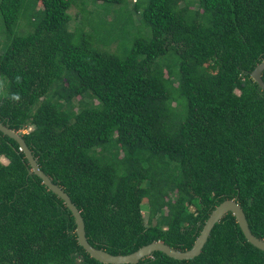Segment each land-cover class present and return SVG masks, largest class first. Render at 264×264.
<instances>
[{"label": "trees", "instance_id": "obj_1", "mask_svg": "<svg viewBox=\"0 0 264 264\" xmlns=\"http://www.w3.org/2000/svg\"><path fill=\"white\" fill-rule=\"evenodd\" d=\"M75 1L0 0V121L69 193L90 243L185 250L227 198L264 238V89L251 74L264 0H85L91 15L73 26ZM0 157V264H111L1 130ZM123 264H264V250L229 211L196 257Z\"/></svg>", "mask_w": 264, "mask_h": 264}, {"label": "water", "instance_id": "obj_2", "mask_svg": "<svg viewBox=\"0 0 264 264\" xmlns=\"http://www.w3.org/2000/svg\"><path fill=\"white\" fill-rule=\"evenodd\" d=\"M263 71L264 59L255 67L251 74L255 81H257L264 89V79L262 77ZM0 130L18 141L20 148L25 152L26 157L32 166V171L42 178L43 182L49 187V189L63 198L75 217L77 224L76 232L79 243L90 253L92 257H95L101 262L111 264L137 263L141 259L151 255L155 250L163 251L167 255L177 259H192L201 253L213 227L229 211H231L236 216L237 221L240 224V227L242 228L247 240L258 248L264 250V238L257 236L252 231L244 208L235 198H227L214 208L191 248L181 250L171 246L163 240H154L141 246L137 250L126 254H113L103 248H98L91 244L88 240L86 235L85 221L80 209L73 202L69 193L59 184L55 183L52 178L41 168L37 157L32 152V149L29 147L20 131L9 127L2 121H0Z\"/></svg>", "mask_w": 264, "mask_h": 264}, {"label": "rangeland", "instance_id": "obj_3", "mask_svg": "<svg viewBox=\"0 0 264 264\" xmlns=\"http://www.w3.org/2000/svg\"><path fill=\"white\" fill-rule=\"evenodd\" d=\"M136 0H129L130 2V6H133V3ZM94 7L93 2L91 1H86L85 0H76L75 3L71 6V8L69 9L71 15H72V20L71 23L73 26H79L84 24V22H86V17H88L89 15H91V10ZM138 17V15H136ZM86 28H91L92 25L90 26V24L85 23ZM0 39H2V35L0 34ZM112 49H116V44H112L111 46ZM32 127H28L27 129H25V131H29ZM0 159H2L3 161H6V159L4 157H0ZM146 209V207H144V210Z\"/></svg>", "mask_w": 264, "mask_h": 264}]
</instances>
